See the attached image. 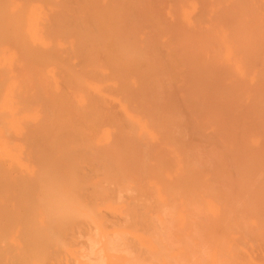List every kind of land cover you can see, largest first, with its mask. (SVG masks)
<instances>
[{
    "label": "bare ground",
    "instance_id": "bare-ground-1",
    "mask_svg": "<svg viewBox=\"0 0 264 264\" xmlns=\"http://www.w3.org/2000/svg\"><path fill=\"white\" fill-rule=\"evenodd\" d=\"M225 218L264 264V0H0V264H196Z\"/></svg>",
    "mask_w": 264,
    "mask_h": 264
},
{
    "label": "rangeland",
    "instance_id": "rangeland-1",
    "mask_svg": "<svg viewBox=\"0 0 264 264\" xmlns=\"http://www.w3.org/2000/svg\"><path fill=\"white\" fill-rule=\"evenodd\" d=\"M231 226L228 225L226 218L221 225L215 226L213 240L214 238L217 239L211 245L209 243L202 244L201 250L196 253V256L200 259L196 264H247L249 260L248 254L251 255L253 252L250 245L256 248L254 242H257L252 240L250 237L251 233L245 228L239 227L237 229L233 227L232 222ZM227 229L234 231L235 236L239 237V241L236 244L231 245L229 243ZM207 234L208 232L201 233L202 237H205ZM250 238L253 242L249 241L250 243L248 244L247 240H250Z\"/></svg>",
    "mask_w": 264,
    "mask_h": 264
}]
</instances>
